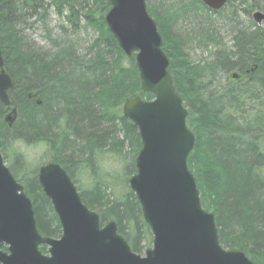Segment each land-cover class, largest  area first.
I'll use <instances>...</instances> for the list:
<instances>
[{"label":"trees","instance_id":"obj_1","mask_svg":"<svg viewBox=\"0 0 264 264\" xmlns=\"http://www.w3.org/2000/svg\"><path fill=\"white\" fill-rule=\"evenodd\" d=\"M91 1L92 4L86 0H0V51L5 70L15 85L9 92L11 108L0 103V149L6 147L5 143L19 140L30 145L44 143L53 162L74 183L73 170L77 166L96 157L99 170L108 154L131 157L133 164L126 171L130 175L133 170L136 173L133 156L141 150V142L137 128L123 117L122 108L134 95L146 101L152 99L140 92L134 60L127 61L105 23L109 3ZM259 1L264 2L229 0L223 10L212 12L200 0H175V5L201 26L197 33L194 31V40L210 56L198 63L190 60L179 35L171 29L178 19L191 22L186 15L169 22L160 18L155 8L149 14L162 35L173 88L183 101L188 112L187 127L195 136L188 168L195 178L202 208L215 216L223 249L243 252L253 263L264 264V29L255 25H251L252 30L240 29L229 48L221 41L217 21L211 18L228 12L235 3H248L252 8ZM61 9L72 21V31L77 33L82 22L99 35L96 51L75 61L72 73L68 70L70 65H59L63 57L58 60V54L49 59L27 51L17 32L34 18L38 19L35 23L45 27L47 17L52 13L60 15ZM229 12L233 17L234 11ZM47 59L53 68L46 65ZM218 74L228 79L225 84L214 86ZM11 109H16L17 115L9 129L6 118ZM32 111L34 117L30 119ZM84 153L89 157L79 162L77 158ZM20 168L24 182L17 179L12 167L10 171L33 203L39 234L59 238L61 227L38 183V172H25L23 165ZM97 177L92 189L79 192L83 203L92 211H101L102 225L116 222L118 234L132 251L143 253L140 236L143 234L147 240L149 229L141 219L137 200H130L133 194L129 191L118 199L105 183L107 180ZM114 181L115 187L127 186L124 177ZM103 187L110 190L109 194ZM126 223H133L135 236L126 233ZM40 251L47 254L46 247H40Z\"/></svg>","mask_w":264,"mask_h":264},{"label":"water","instance_id":"obj_2","mask_svg":"<svg viewBox=\"0 0 264 264\" xmlns=\"http://www.w3.org/2000/svg\"><path fill=\"white\" fill-rule=\"evenodd\" d=\"M111 9L105 23L121 52L134 57L144 101L132 96L123 105V116L138 130L141 150L137 173L129 187L140 204L152 235V248L144 256L134 253L111 222L81 200L75 185L58 164L39 171L38 182L59 221V239L42 237L24 188L3 163L0 153V264H255L243 252L226 251L219 242L215 217L205 212L188 158L195 136L188 129V112L175 93L170 61L162 51L163 39L148 12L146 0H106ZM219 11L228 0H200ZM253 21L261 26L264 14ZM11 77L0 51V103L10 105ZM16 114H10L11 125ZM1 247L5 248L3 250ZM47 248V254L40 251Z\"/></svg>","mask_w":264,"mask_h":264},{"label":"rangeland","instance_id":"obj_3","mask_svg":"<svg viewBox=\"0 0 264 264\" xmlns=\"http://www.w3.org/2000/svg\"><path fill=\"white\" fill-rule=\"evenodd\" d=\"M146 5H147L148 13L154 8L156 11L159 12L160 11L159 8H161L162 6L166 9H171L172 6H175V0H146ZM263 9H264V2L259 1L258 5H254L252 8L248 3H244L242 6H239L238 4L233 5L231 10H229V11L232 10L234 11L233 17L230 16L229 11L228 12L225 11L220 15H215V16L211 15V18L217 21L222 43L225 46L231 48L233 46V38L235 36L236 28L237 27L251 28V25L257 26V24L253 21V14L259 11L264 14ZM243 10L250 11V14L247 15V13H245ZM164 14H161L160 18L161 17L165 18ZM172 24H173L171 25V27L173 28L172 30L176 34H178L180 38L186 39L184 51L186 52V54L188 55V57L192 62L194 63L203 62L209 58L210 56L209 51L208 50L204 51L200 49L196 41L194 40V38H196V34L194 37L193 33L194 31H196V33L198 31V28L195 24H192L191 22L183 21L181 19H178L177 23L173 22ZM81 26L82 28L76 33L72 31V28L69 25L63 23L61 20H58L55 16H53L45 24V27L36 25L35 27L27 30V32L23 35L24 36L23 41L24 44L26 45L25 49L33 53L37 52L36 53L37 55H41L39 53L41 51L42 53L51 52L54 54L56 50L71 46L74 52L77 55L78 54L80 55V58L83 57L88 58L87 49L90 47L93 41H95L96 33L91 28L84 27V25ZM260 27L264 29V24ZM54 42H56V45H54ZM55 46L57 47L61 46V47L55 49ZM134 57L135 56L133 55L130 58L128 57L125 58L127 59V61H131L134 60ZM125 63L127 64V62ZM227 79L228 78H225L223 74H218L216 81H214V86H216L217 84L219 85L225 84ZM8 128L10 129L11 126L9 125ZM5 145L6 147L0 149V152L2 153L3 151L4 154L2 153V156L4 158L6 166L9 168H11L10 165L14 159L19 160L20 165L24 166L25 172L29 170L30 171L36 170L37 173L39 169L46 164L49 163L56 164V162H53L52 154L49 151L47 145L44 143L30 145L19 140V141H14L11 144L5 143ZM126 152L127 149H125L124 153L126 154ZM88 157L89 154L84 153L83 155H80L79 158L77 159H80L79 162L80 161L82 162L85 161ZM134 157L137 158V156L135 155L133 156V160ZM124 158L125 157H116L113 154H108L102 159L99 170H98V166L96 165V157H92L91 161H89L86 165L83 164L80 167L77 166L73 170L74 173L73 178L77 186L78 192H83L85 190L92 189L96 185V177L103 176V179L107 180V182L105 181V183L110 186V189L114 191L118 199L123 198L125 195H128V193L131 192L129 187V181L135 175L134 174L135 172L133 170L132 171L133 173H131V175L127 173L126 169L129 167L131 168V164H133V161L131 157H127L125 159ZM14 173L17 175L18 179L21 180L23 178V173H17V172ZM119 176L124 177V180L127 182L126 188H123L124 187L123 185H120L119 187L114 186L113 184L115 182L114 180ZM21 181L24 182L25 180H21ZM103 190H106V188L103 187ZM109 191L110 190H106V193L109 194ZM131 199L133 201L137 200L134 194L132 195V198H130V200ZM93 211L96 214L101 215V211L98 208ZM141 219H143L142 214H141ZM132 224L133 223L131 224L126 223V228H127L126 233L135 236L134 233L135 230L132 228L133 227ZM148 233H149V238L147 240L144 239L143 234H141L140 236V243L142 246H144V252L140 254L142 256H144L147 250H150L152 248V236L150 229ZM54 239H58V238H54Z\"/></svg>","mask_w":264,"mask_h":264},{"label":"bare ground","instance_id":"obj_4","mask_svg":"<svg viewBox=\"0 0 264 264\" xmlns=\"http://www.w3.org/2000/svg\"><path fill=\"white\" fill-rule=\"evenodd\" d=\"M86 2L87 3H89V4H92V1L91 0H86ZM229 3V0H228V2H227V4ZM227 4H226V6H227ZM235 4H238V3H235ZM177 5H175V6H172V10H170V9H166V8H164L163 6L161 7V8H159L160 9V11H159V14H160V16H161V14H164L165 15V18L167 19V21H171L173 18H175V17H180V16H185L186 15V19L188 20V21H191V22H194L197 26H198V29H200V24H199V22L196 20V19H194L193 17L192 18H190L189 17V15H187L186 14V12L185 11H183V10H181L180 8H179V6H177ZM225 6V7H226ZM224 7V8H225ZM223 8V9H224ZM222 9V10H223ZM221 11V10H220ZM158 12V11H157ZM164 12V13H163ZM219 12V11H218ZM58 17H57V16ZM53 16H55L58 20H61L63 23H65V24H68L70 27L71 26H74L73 25V23H72V21L71 20H68L67 18H66V16H67V12L64 10V9H61V13H60V15L59 14H54V13H52L49 17H47V21L49 20V19H51V17H53ZM215 16V15H214ZM38 21V19L37 18H34V19H32V20H30L28 23H26V25H22V26H20L19 28H20V31H18L17 30V32H18V34H19V36L21 37V41L24 43V41H23V38H24V34L27 32V30H29L30 28H33V27H35L36 25H40L41 26V24L40 23H35V22H37ZM82 23V22H81ZM79 24V28L81 29L82 28V26L81 25H84L83 23L82 24ZM84 27H86L85 25H84ZM88 28H91L95 33H96V39H95V41H93V43L90 45V47L87 49V54H91V53H93V52H95L96 51V40L98 39V32H96L92 27H89L88 26ZM171 29H173L172 27H171ZM240 29H251L252 30V28H250V27H247V28H242V27H237L236 28V30H235V36H236V34L238 33V31L240 30ZM173 31V30H172ZM199 31V30H198ZM219 36H220V32H219ZM234 36V37H235ZM179 40H181V43L183 44V46H184V50H185V44H186V39L185 38H180V36H179ZM55 45V44H54ZM24 47H26V45L24 44ZM59 47H61V46H59ZM59 47H57V46H55V49H58ZM102 48V47H101ZM102 50H104V48H102ZM163 51V50H162ZM56 52L57 53H55V54H53V53H49V52H44V53H42V51L41 52H39L40 54H41V56H44L45 58H49V59H51V58H53L54 59V56L56 55V54H58V60H61L60 59V57H63V61H61L60 63H59V65H61L62 63H64V65L65 66H68L69 67V65L71 66V68H69L68 70H70V73H72V70H74L75 68L74 67H72V64L73 63H75V61H77V60H79L80 59V55L78 54H76L75 52H74V50L72 49V47L71 46H69L68 48H66V49H64L63 50V52H62V50L61 51H57L56 50ZM2 53V52H1ZM37 53V52H36ZM35 53V54H36ZM63 54H66V55H63ZM165 54V53H164ZM166 55V54H165ZM3 56V55H2ZM3 60H4V57H3ZM66 60V61H65ZM47 66H51L50 68H53L52 67V65H51V62L47 59V64H46ZM75 65V64H74ZM57 67V66H56ZM56 67L54 68V70H56ZM170 67V66H169ZM4 69H5V60H4ZM67 70V71H68ZM171 75V74H170ZM172 77V76H171ZM12 79V78H11ZM12 83H13V88H12V90H14V81L12 80ZM172 84H173V81H172ZM200 86H201V84H200ZM176 93V92H175ZM179 96V95H178ZM32 97V94H30L29 95V98H31ZM180 97V96H179ZM180 99H181V97H180ZM36 104H38V105H40L41 103L39 102V101H36ZM4 106V105H3ZM5 108H11V99H10V105L9 106H4ZM16 114L17 115V111H16V109H11V111L8 113V114ZM29 116H30V119L31 118H33L34 117V115H33V111L32 112H30V114H29ZM19 127V126H18ZM33 130V129H32ZM32 132V131H31ZM3 133V130H2V127H0V134H2ZM27 135H29V133L27 134ZM19 164V162H11V167H12V172L14 171V172H17V173H22V171H21V168H20V164L19 165H17V164ZM12 172H11V174H12ZM66 172V171H65ZM67 173V172H66ZM15 174V173H14ZM68 174V173H67ZM13 175V174H12ZM16 175V174H15ZM14 177V176H13ZM17 177V176H16ZM15 178V177H14ZM18 179V178H17ZM16 179V180H17ZM22 184V183H21ZM43 192V191H42ZM44 194V193H43ZM45 196V195H44ZM46 197V196H45ZM82 200V199H81ZM110 200H112L111 198H110ZM83 202V201H82ZM31 203H32V201H31ZM85 204V203H84ZM32 206H33V203H32ZM34 211V210H33ZM35 214V213H34Z\"/></svg>","mask_w":264,"mask_h":264}]
</instances>
